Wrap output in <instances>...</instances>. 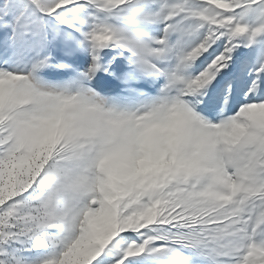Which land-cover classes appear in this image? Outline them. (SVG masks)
Here are the masks:
<instances>
[{"label":"snow or ice","instance_id":"6c2138e0","mask_svg":"<svg viewBox=\"0 0 264 264\" xmlns=\"http://www.w3.org/2000/svg\"><path fill=\"white\" fill-rule=\"evenodd\" d=\"M0 264H264V0H0Z\"/></svg>","mask_w":264,"mask_h":264}]
</instances>
